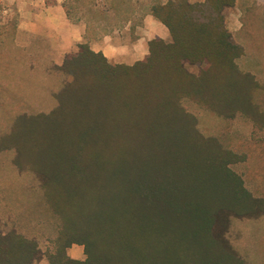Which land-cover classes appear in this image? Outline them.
<instances>
[{
	"label": "trees",
	"instance_id": "16d2710c",
	"mask_svg": "<svg viewBox=\"0 0 264 264\" xmlns=\"http://www.w3.org/2000/svg\"><path fill=\"white\" fill-rule=\"evenodd\" d=\"M76 1L63 2L69 20ZM120 1V24L152 15L171 41H149L132 65L109 63L87 42L65 56L58 69L71 80L56 107L20 118L10 137L15 166L36 175L59 220L57 235L43 251L0 223V264H247L229 225L264 214V200L231 168L245 157L204 137L181 105L186 97L264 126L259 86L238 68L243 49L223 15L237 0H151L147 10ZM114 3L86 2L96 16L114 12ZM187 64L204 67L194 75ZM72 245L83 246L84 260L68 256Z\"/></svg>",
	"mask_w": 264,
	"mask_h": 264
},
{
	"label": "rangeland",
	"instance_id": "374dc122",
	"mask_svg": "<svg viewBox=\"0 0 264 264\" xmlns=\"http://www.w3.org/2000/svg\"><path fill=\"white\" fill-rule=\"evenodd\" d=\"M55 1L58 0H47L49 4ZM89 1L71 4L70 20L87 23L90 38L114 31L119 23L114 15L120 20L126 12L125 5L112 0L116 4L114 12L96 16L88 11ZM140 1L147 10L151 0ZM35 3L36 0H0V223L35 239L45 251L47 242L57 235L59 220L47 204L36 175L15 166L16 150L10 145V137L20 118L48 114L56 107V95L71 80L58 68L65 56L77 48L70 53L60 52L57 35L53 41L20 28L24 9L35 7ZM223 15L232 41L243 49L236 64L241 72L254 77L259 86L254 102L264 113V0H237ZM132 38V33L124 36L125 41ZM203 67L186 65L194 75H199ZM181 105L195 118L204 137L245 157L231 168L255 197L264 200V126H256L240 111L226 117L186 97L181 99ZM227 237L247 264H264V214L232 220ZM67 254L72 259H85L81 245H72ZM36 264L48 261L44 257Z\"/></svg>",
	"mask_w": 264,
	"mask_h": 264
},
{
	"label": "crops",
	"instance_id": "0c3cea01",
	"mask_svg": "<svg viewBox=\"0 0 264 264\" xmlns=\"http://www.w3.org/2000/svg\"><path fill=\"white\" fill-rule=\"evenodd\" d=\"M159 1L165 3L167 0ZM63 2L58 0L56 4L48 5L44 0H36L35 7L24 9L20 28L35 35L50 37L53 41L57 35L59 50L64 53H70L77 44L87 42L94 52H101L111 64H132L144 59L148 54V43L153 39L171 41L168 28L149 14L143 16L141 25L135 26L128 19L119 23L111 33L97 39L90 38L85 23L74 24L67 18ZM128 33H132L133 38L125 41L124 36Z\"/></svg>",
	"mask_w": 264,
	"mask_h": 264
}]
</instances>
